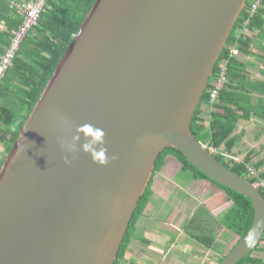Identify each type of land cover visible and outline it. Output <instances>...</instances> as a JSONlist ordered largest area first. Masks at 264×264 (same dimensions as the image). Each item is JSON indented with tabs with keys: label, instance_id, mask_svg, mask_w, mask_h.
<instances>
[{
	"label": "water",
	"instance_id": "1",
	"mask_svg": "<svg viewBox=\"0 0 264 264\" xmlns=\"http://www.w3.org/2000/svg\"><path fill=\"white\" fill-rule=\"evenodd\" d=\"M246 2L96 0L0 166V264H114L168 148L252 203L250 229L219 264L256 250L261 192L190 129ZM85 123L104 130L115 160L80 150Z\"/></svg>",
	"mask_w": 264,
	"mask_h": 264
},
{
	"label": "trees",
	"instance_id": "2",
	"mask_svg": "<svg viewBox=\"0 0 264 264\" xmlns=\"http://www.w3.org/2000/svg\"><path fill=\"white\" fill-rule=\"evenodd\" d=\"M34 1L36 0H0V23L4 26V31L0 33L2 55L10 45L12 31L22 21L12 3L24 4ZM95 2L96 0H48L37 26L23 40L0 85V144L4 148V159L11 151L20 129ZM252 2L253 0H247L233 27L192 119L190 129L197 141L206 145L208 150L215 151L212 155L219 163L254 184L256 179L249 175L251 154L239 161L232 153V149L244 136L243 131L236 133L239 121H249L251 116L264 119V82L251 81L246 67L237 56H254L255 50L261 49V43L264 41V0H261L259 8L253 13ZM239 30L242 32L237 35ZM232 50H235L236 54H233ZM221 65L226 69V82L218 92L216 100L212 101L209 90L211 82L220 72ZM203 105L212 108L208 125H205L202 119ZM225 155L234 158L227 159ZM168 162L176 166L177 174H186L192 180L200 182L202 194L210 188L215 191L204 200L203 207L208 214L214 215L215 221L221 227L238 237L236 244L250 229L254 209L247 197L212 181L189 163L179 151L168 148L158 156L154 175L133 214L114 264L122 262L135 232L136 222L152 196L151 186L154 177ZM253 169L258 171L257 167ZM260 177L264 179L263 174H260ZM261 193L264 196L262 190ZM194 222L195 219L190 223L194 225ZM195 239L207 248L213 247L215 243L212 237L203 233ZM262 243L264 236L260 245ZM253 253L236 264H264L260 258L253 256ZM226 255L219 258L216 264H219Z\"/></svg>",
	"mask_w": 264,
	"mask_h": 264
},
{
	"label": "crops",
	"instance_id": "3",
	"mask_svg": "<svg viewBox=\"0 0 264 264\" xmlns=\"http://www.w3.org/2000/svg\"><path fill=\"white\" fill-rule=\"evenodd\" d=\"M2 31H4V26L0 23V33ZM261 44L262 48L256 49L254 56L237 55L242 60L250 80L253 82H264V41ZM1 55L0 53V57ZM255 96L257 99V95ZM241 131H243L244 136L238 145L232 149V153L239 161L251 154L250 167H257L259 173L264 175V119L251 116L249 121H239L236 133L239 134ZM4 157V148L0 144V162ZM173 165V163L168 162L162 169H168ZM176 175L177 172L168 178L163 175L156 178L155 175L151 186L152 196L136 222L135 232L120 264H206L203 260L204 257L209 258L210 254L218 257L216 237L208 226L203 224L201 221L203 218L194 215L197 211L186 217L180 226L175 222L176 216L174 215L177 214L178 207L186 210L191 197L186 189L182 188L183 185L178 184ZM172 183L181 187L180 200L177 205H173L175 207L171 206L166 214H162L165 206L170 205L169 202L173 198L169 194L170 190L167 189ZM203 202L201 210L207 213L203 207ZM193 219H195L194 225L190 223ZM201 233L214 239L213 247L207 248L195 239ZM216 257L213 260L209 259L207 264H216L219 259Z\"/></svg>",
	"mask_w": 264,
	"mask_h": 264
},
{
	"label": "rangeland",
	"instance_id": "4",
	"mask_svg": "<svg viewBox=\"0 0 264 264\" xmlns=\"http://www.w3.org/2000/svg\"><path fill=\"white\" fill-rule=\"evenodd\" d=\"M241 32H242L241 30L237 31V35L240 34ZM202 109L204 111V114L202 115V119H203L204 124L206 125L209 121V117H210L209 112L212 110V108L210 106L203 105ZM176 170H177V168L175 165L169 167L168 169L163 168L160 173L156 174V178H160V176H162V175L167 177V178L172 177L177 172ZM181 174L182 173L176 175V177H178V178H176V179H178L177 180L178 184H182L183 185L182 188H185L187 193L191 197H190V201H188L186 210L178 207L177 214L174 215V216H176V218L174 219L175 222L180 226L182 223H184V220L186 217L190 216V214H193L194 212L197 211L194 215L202 217L203 219L201 221H203V224L208 226L210 231L213 232L214 236L216 237L217 253L219 254L218 257L219 258L223 257L236 244L238 237L227 232L223 227H221L219 225V223H217L215 221L214 215L211 216V215H209V214H207L201 210L202 202L207 197L212 196L215 193V191L212 188H210V189H208V191L205 194H202L200 192V188H201L200 182L193 181L186 174H184V175H181ZM180 176H184V177L181 178ZM173 183L171 186H169V188H167L170 190L169 194L173 198L169 202L170 205L165 206V208H164L165 212L163 211L162 214H166L167 210L171 206L177 205V202L179 203V200H180L179 192L181 191V187L173 185ZM173 207H175V206H173ZM206 214H207V216H206ZM253 256L260 258L264 262V243H262L259 246V248L253 253ZM214 257H216V255L210 254L209 258L204 257L203 260L207 264V261L209 259L213 260ZM218 257H216V258H218Z\"/></svg>",
	"mask_w": 264,
	"mask_h": 264
},
{
	"label": "built area",
	"instance_id": "5",
	"mask_svg": "<svg viewBox=\"0 0 264 264\" xmlns=\"http://www.w3.org/2000/svg\"><path fill=\"white\" fill-rule=\"evenodd\" d=\"M47 1L48 0H36L34 2H28L24 4L12 3L17 13L22 17V21L21 24L15 30L12 31L10 45L7 48V50L3 53V55H1L0 57V85L7 71L10 69L12 62L16 57L17 52L19 51L23 40L25 39L27 34L34 27L37 26L38 20L40 18L41 13L44 10ZM260 2L261 0H253L251 5L252 13L259 8ZM232 53L236 54V51L232 50ZM220 68H221L220 72L218 73L214 81L211 82V89L209 90L210 99L212 101L216 100L218 96V92L221 90V88L226 82V69L222 65ZM204 146L206 147V145ZM210 152L212 154L215 153L214 150H210ZM225 157H227V159L234 158L228 155H225ZM249 173H250L249 174L250 177H254L256 179L254 186L258 188L260 191L262 190L264 192V179L260 177L259 172L254 170L253 167H249Z\"/></svg>",
	"mask_w": 264,
	"mask_h": 264
},
{
	"label": "clouds",
	"instance_id": "6",
	"mask_svg": "<svg viewBox=\"0 0 264 264\" xmlns=\"http://www.w3.org/2000/svg\"><path fill=\"white\" fill-rule=\"evenodd\" d=\"M76 131L82 133L85 138H88V142L80 146V150L88 154L93 163L104 166L108 164L111 160H115V156L107 155V148L105 147V132L102 128L95 127L91 124L85 123L77 127ZM78 137H73V140ZM99 146V147H95ZM63 147V145H61ZM64 163L67 165L70 163L68 159L64 160Z\"/></svg>",
	"mask_w": 264,
	"mask_h": 264
},
{
	"label": "bare ground",
	"instance_id": "7",
	"mask_svg": "<svg viewBox=\"0 0 264 264\" xmlns=\"http://www.w3.org/2000/svg\"><path fill=\"white\" fill-rule=\"evenodd\" d=\"M210 151V150H209ZM211 153V152H210ZM212 154V153H211ZM260 191V190H259ZM261 192V191H260ZM262 194V193H261ZM263 196V195H262ZM263 198H264V196H263Z\"/></svg>",
	"mask_w": 264,
	"mask_h": 264
}]
</instances>
